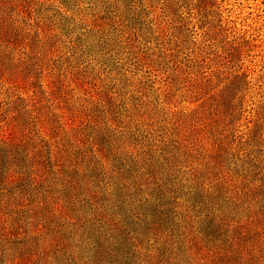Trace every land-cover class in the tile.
I'll list each match as a JSON object with an SVG mask.
<instances>
[{
	"label": "trees",
	"instance_id": "trees-1",
	"mask_svg": "<svg viewBox=\"0 0 264 264\" xmlns=\"http://www.w3.org/2000/svg\"><path fill=\"white\" fill-rule=\"evenodd\" d=\"M48 1L0 0V264H264V102L218 0H160L147 89L192 106L121 128Z\"/></svg>",
	"mask_w": 264,
	"mask_h": 264
},
{
	"label": "rangeland",
	"instance_id": "rangeland-1",
	"mask_svg": "<svg viewBox=\"0 0 264 264\" xmlns=\"http://www.w3.org/2000/svg\"><path fill=\"white\" fill-rule=\"evenodd\" d=\"M218 2L230 34L248 41L240 60L247 80L255 86L256 92H247L246 96L252 102L247 106L250 109L264 102V0ZM47 3L53 5L45 23L65 43L76 46L79 58L74 65L87 79L113 91L106 93L115 100L120 128L141 110L160 119L168 111L192 106L179 98L166 103L160 92L147 89L151 85L157 87L165 72L160 0H49ZM53 9L61 16H55ZM142 84L147 92H131ZM210 93L211 100L220 98L221 92Z\"/></svg>",
	"mask_w": 264,
	"mask_h": 264
}]
</instances>
